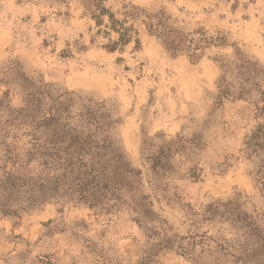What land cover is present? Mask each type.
<instances>
[{
	"label": "rangeland",
	"instance_id": "obj_1",
	"mask_svg": "<svg viewBox=\"0 0 264 264\" xmlns=\"http://www.w3.org/2000/svg\"><path fill=\"white\" fill-rule=\"evenodd\" d=\"M102 1L132 26L121 51L106 49L117 34L105 26L106 16L96 26L93 0H0V78L18 63L27 77L79 96L107 116L105 134L143 172L147 157L177 134L197 135L205 147L175 155L172 174L159 180L156 192L145 184L157 214L152 221L136 223L124 205L104 212L64 199L17 216L0 214V264H243L231 256L240 243L235 230L202 221L200 214L215 199L236 197L249 212L264 216V192L239 152L243 135L260 118L243 99L216 100L219 64L232 60L235 51L264 65V0ZM160 9L183 32L197 37L195 29L205 30L211 42L197 63L185 52L172 56L147 31L146 15ZM218 37L226 47L217 45ZM226 79L235 83V70ZM5 90L1 85L0 97ZM9 90L10 104L20 106V93ZM28 148V138L17 130L0 132V172L46 176L36 161H26ZM193 166L197 179L188 175ZM178 247L193 252L192 258Z\"/></svg>",
	"mask_w": 264,
	"mask_h": 264
},
{
	"label": "trees",
	"instance_id": "obj_2",
	"mask_svg": "<svg viewBox=\"0 0 264 264\" xmlns=\"http://www.w3.org/2000/svg\"><path fill=\"white\" fill-rule=\"evenodd\" d=\"M93 7L90 16L96 26H101L106 16L105 26L117 34L106 49L121 51L119 46L130 41L132 26L117 19L102 0H93ZM131 10H138V7L132 5ZM146 18L147 31L159 38L172 56L185 52L192 63H197L211 42L203 28L195 29L193 34L198 36L194 37L191 32H183L171 25L172 17L165 9L146 15ZM217 41L219 47L227 46L221 37ZM134 42L135 46L139 44L137 39ZM219 67L217 104L228 98L243 99L253 104L256 118H260L243 135L239 152L250 165L249 174L255 187L264 192V65L237 50L232 60L220 63ZM230 70H235L238 76L235 83L226 79ZM1 85L6 90L0 97V132L8 136L13 128L27 137L26 161H36L46 171L43 178L18 169L0 172L2 215L17 216L20 211L37 208L50 200L64 199L104 212L124 205L133 211L136 223L152 221L157 214L145 184L156 192L159 180L172 174L170 161L175 155L198 154L197 151L205 147L197 135L184 138L177 134L147 157L149 169L143 172L133 166L105 134V126L110 124L107 116L84 104L79 96L68 91L58 92L41 79L27 77L18 63L2 72ZM10 86L20 93L21 105L18 107L10 104ZM75 106L79 109L76 113L73 112ZM196 170L195 166L189 169L188 175L192 179L198 178ZM167 188L164 183V189ZM200 217L202 221L225 222L235 230L236 240L240 243L237 254H231L234 260L243 264H264L263 214L255 210L249 212L234 197L207 203ZM167 243L169 240L165 241ZM217 246L224 249L222 244ZM178 249L192 258L193 252L182 247ZM191 261L194 263V259Z\"/></svg>",
	"mask_w": 264,
	"mask_h": 264
}]
</instances>
